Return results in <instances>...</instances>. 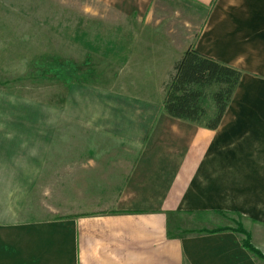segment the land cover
Instances as JSON below:
<instances>
[{"label":"crops","instance_id":"1","mask_svg":"<svg viewBox=\"0 0 264 264\" xmlns=\"http://www.w3.org/2000/svg\"><path fill=\"white\" fill-rule=\"evenodd\" d=\"M91 1L141 25L123 63L51 92L23 79L38 53L0 58V264H264V0H183L191 35L161 0ZM188 48L242 74L215 130L163 111Z\"/></svg>","mask_w":264,"mask_h":264},{"label":"rangeland","instance_id":"2","mask_svg":"<svg viewBox=\"0 0 264 264\" xmlns=\"http://www.w3.org/2000/svg\"><path fill=\"white\" fill-rule=\"evenodd\" d=\"M201 11L188 7L183 0H161L155 4L152 15L167 21L161 26L165 31L181 32L189 21L186 27H190L191 35L201 26ZM171 16L175 18L170 19ZM140 27L133 19L119 18L91 0H0V58L7 57L8 52L17 57H28L23 55L28 52L38 53L29 57L33 60L29 66L24 60L23 79L44 80L52 85L51 92L63 90L66 83L84 80L93 68L102 64L98 54H103L102 58H107L110 64L123 63L127 57L124 50L133 45L132 37ZM32 31L44 33L45 39H26L27 33ZM52 186H37L33 198L37 195L40 198L31 199V209L39 203L40 206L41 203L51 204L48 196H43L42 189ZM92 202L81 201L84 206ZM102 202L110 206L112 200ZM230 220L233 229L240 228L239 217L231 216Z\"/></svg>","mask_w":264,"mask_h":264},{"label":"trees","instance_id":"3","mask_svg":"<svg viewBox=\"0 0 264 264\" xmlns=\"http://www.w3.org/2000/svg\"><path fill=\"white\" fill-rule=\"evenodd\" d=\"M241 76L240 71L188 48L173 64L163 85V111L171 118L215 130L232 100ZM208 101L213 105L210 116L207 115ZM237 231L245 234L241 227ZM243 245L260 256L250 245L248 235Z\"/></svg>","mask_w":264,"mask_h":264}]
</instances>
